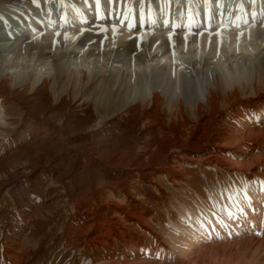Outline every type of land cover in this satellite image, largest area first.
<instances>
[{
	"label": "bare ground",
	"instance_id": "obj_1",
	"mask_svg": "<svg viewBox=\"0 0 264 264\" xmlns=\"http://www.w3.org/2000/svg\"><path fill=\"white\" fill-rule=\"evenodd\" d=\"M33 1L0 0V264H264V0Z\"/></svg>",
	"mask_w": 264,
	"mask_h": 264
},
{
	"label": "rangeland",
	"instance_id": "obj_2",
	"mask_svg": "<svg viewBox=\"0 0 264 264\" xmlns=\"http://www.w3.org/2000/svg\"><path fill=\"white\" fill-rule=\"evenodd\" d=\"M51 1V2H50ZM53 0H45V3L43 2V0L42 1H40V0H34L32 3H28V5H27V3H25V4H23V9H25V11H20V15L22 16V17H25V16H27V15H36V14H42L43 12H45V10L46 9H48L49 8V6L50 7H52V6H56V5H58V6H61L62 4H61V2H62V0H56V1H54V2H52ZM35 2V3H34ZM48 2V3H47ZM50 2V3H49ZM52 3V4H51ZM55 3V4H54ZM57 3V4H56ZM32 4H34V5H31ZM36 4V5H35ZM49 4V5H48ZM27 5V6H26ZM36 6V7H35ZM41 8H39V7ZM45 6V7H44ZM26 7V8H25ZM33 7V8H32ZM38 8V9H37ZM29 9V10H28ZM31 9V10H30ZM27 10H28V12H27ZM33 10V11H32ZM38 11V12H37ZM41 11V12H40ZM22 12V13H21ZM25 12V13H24ZM27 12V13H26ZM35 12V13H34ZM6 16H2L1 17V15H0V23H2L3 24V22L4 23H8V19H7V17L5 18ZM3 19V20H2ZM14 21H16L15 19H13ZM2 21V22H1ZM8 31V32H7ZM7 33H8V35H7ZM8 36H9V38L10 37H12V31L11 30H8V29H6V36H3L4 38L5 37H7L8 38ZM12 203V202H11ZM238 202H236V204H237Z\"/></svg>",
	"mask_w": 264,
	"mask_h": 264
},
{
	"label": "snow or ice",
	"instance_id": "obj_3",
	"mask_svg": "<svg viewBox=\"0 0 264 264\" xmlns=\"http://www.w3.org/2000/svg\"><path fill=\"white\" fill-rule=\"evenodd\" d=\"M89 39H90V37H89ZM83 46V45H82ZM231 215V214H230Z\"/></svg>",
	"mask_w": 264,
	"mask_h": 264
}]
</instances>
